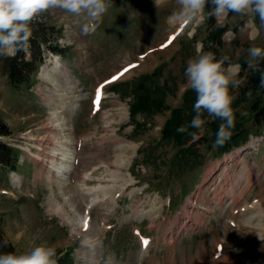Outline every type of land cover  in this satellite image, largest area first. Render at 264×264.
<instances>
[{"label": "rangeland", "instance_id": "1", "mask_svg": "<svg viewBox=\"0 0 264 264\" xmlns=\"http://www.w3.org/2000/svg\"><path fill=\"white\" fill-rule=\"evenodd\" d=\"M179 7L178 0L111 2L103 22L88 35L65 10L50 8L34 17L43 22L57 49H47L40 66L53 67L54 53L60 63L53 82L38 72L16 88L0 74V120L10 131L0 139L14 155L13 168L0 164V230L15 251L47 242L56 247L57 264H264V215L259 216L261 227L256 225L257 211H264V125L255 124L247 102L237 99L243 76L238 73L240 83L232 89V136H237L227 152L220 154L211 142L210 122L215 118L193 128L196 135L189 134L183 143L162 136L164 120L171 108L183 103L189 88L187 60L198 48L211 50L215 44L207 15L199 24L180 25L174 16ZM220 26L225 31L216 49L239 69L248 62L252 45L264 47V23L258 15L253 19L246 11L215 16L214 27ZM171 34L175 38L164 46ZM127 65L117 79L107 81ZM100 83L104 95L100 104L93 103ZM139 83L160 94L165 106L131 114V89ZM50 110L61 114L67 125L52 124L55 129L48 135ZM72 127L77 161L63 183L71 193L65 203L58 181L48 178L46 167L53 159L43 139L47 135L65 141L63 133ZM121 155L127 160L116 170ZM103 157L111 162L110 169L101 163ZM90 167L83 185L82 173ZM90 187L98 196L89 208V224L73 229L55 211V197L72 213L70 202H80L76 191L88 196ZM188 198L190 205L181 212ZM255 199L256 206H246ZM143 237L151 242L146 250Z\"/></svg>", "mask_w": 264, "mask_h": 264}, {"label": "clouds", "instance_id": "2", "mask_svg": "<svg viewBox=\"0 0 264 264\" xmlns=\"http://www.w3.org/2000/svg\"><path fill=\"white\" fill-rule=\"evenodd\" d=\"M112 0H0V55L26 49L32 34L30 21L38 13L59 8L78 18L84 35L94 32L103 22ZM179 10L174 13L185 25L199 24L207 16H227L228 13H252L264 23V0H178ZM206 4L212 5L206 10ZM248 63L254 67L264 59V47L252 45L248 49ZM239 65L228 55L212 50L197 49V54L187 60L184 69L188 87L195 91L192 105L195 115L181 124L176 131L189 132L201 129L209 118H220L213 147L227 142L235 128L232 106L235 89L239 85ZM260 85L264 86V71L260 72ZM247 94H250L247 93ZM195 136V132L189 133ZM0 264H57L56 247L47 242L34 245L27 251L0 252Z\"/></svg>", "mask_w": 264, "mask_h": 264}, {"label": "trees", "instance_id": "3", "mask_svg": "<svg viewBox=\"0 0 264 264\" xmlns=\"http://www.w3.org/2000/svg\"><path fill=\"white\" fill-rule=\"evenodd\" d=\"M120 1V0H112ZM212 5L206 4V10L210 9ZM237 13H228V15H233ZM215 18L214 16H208V25L212 28L209 32L210 38L215 42L211 46V50L214 51L217 56L219 50L216 49L221 44V34L224 31V27H214ZM43 22L33 19L30 21V26L32 28V34L29 37V43L26 49L16 50L13 54L0 55V74L4 75L7 81L13 87H20L29 83L35 74L38 64L42 60V56L47 49L56 51V47L51 45V39L47 35L48 31L43 26ZM51 31H55L51 28ZM54 35V34H53ZM53 37V36H52ZM50 41V42H49ZM247 62L241 63V68L239 74L243 76V82L239 86V92L237 99L240 101L247 102L249 109L252 113V119L255 124L264 125V86L260 85V72L264 71V59L260 61V64L256 67L249 65ZM155 74L152 72L151 76ZM141 87H144L142 90ZM134 100L130 103V113L135 114L138 112L146 111H156L160 110L165 106L162 97L156 91H153L150 86L140 83L135 85L134 89H131ZM250 94H247L249 93ZM183 103L180 106L171 108L170 115L166 118L163 123L161 132L165 139H174L179 143L184 142V138L189 135V132L180 133L176 129L179 125L189 122L190 114H194L192 105L195 101L196 94L195 91L190 87L185 91L183 96ZM184 109H186V114H184ZM189 112V113H188ZM221 123L220 118H215L214 121L210 122L211 128V142L215 140V133ZM190 129L189 131H191ZM10 131L7 129L4 122L0 120V136L9 135ZM237 136L233 135L231 138L225 142L222 146H217L220 151L229 150V141ZM220 152V153H221ZM182 157L185 158L184 149L182 150ZM12 148L2 139H0V164H5V166H12L11 162L13 159ZM15 251L13 244L5 239L0 230V252Z\"/></svg>", "mask_w": 264, "mask_h": 264}, {"label": "bare ground", "instance_id": "4", "mask_svg": "<svg viewBox=\"0 0 264 264\" xmlns=\"http://www.w3.org/2000/svg\"><path fill=\"white\" fill-rule=\"evenodd\" d=\"M179 23H180V25L183 24L181 21H178L177 24H179ZM53 56H55V58H52L50 60L51 61H54L55 62V65L53 67L49 68L45 64H43L41 66V69L39 70V75L42 78L43 77L50 78L52 82L55 80L54 79L55 78L54 76L56 75V67H58L57 65H59V63H60V61H59L60 60V56L57 55V54H53ZM58 107H60V106L59 105H56V108H58ZM49 113H50L49 121H50L51 125L48 124V128H46L47 129V132H48L47 133L48 135H49L51 129H55L53 125L60 126L61 128L66 127V125H67V123H66L65 119L63 118V116H61V114H59L58 112H56L54 110H50ZM65 129H67V128H65ZM63 135H64V137H67L65 139V141H63L62 138L61 139L60 138L54 139V137L47 136V135H44V139L43 140H44V142L46 144H49L48 151L50 153V157H52V159H53L52 161H50L49 166L46 167V169L48 168V173H47L48 174V178L50 180L51 179H56V181H58L57 183H58L59 187L62 188V190H61L62 192L61 193L63 195H65V199H64L65 201L64 202L67 203L69 201V199H71L70 198L71 197V195H70L71 193H69V189L66 188L67 185H64L63 183L65 182L64 181L65 178L67 176L68 177L71 176V173L75 169V165H76V161H77V157H76V151H77V149H75L74 146H73L74 145V142L76 140V138H74V136H73L74 135L73 127L71 128V131H69V134L63 133ZM127 146H129V145H127ZM124 148L125 147H121V149H120L121 152L124 150ZM132 148L134 149L135 148V145H132L131 144L130 145V150L131 151H132ZM51 151H53V153H51ZM125 158H124V155H121L115 161V163H116V170L119 169V166L121 165V163H123V165L125 164V161L127 160V159L125 160ZM101 163L106 164V167L108 169H110L111 162L105 160L104 157L101 160ZM93 167H95V165ZM93 167H90V168H88V169H86V170L83 171L82 176H81V179H80L81 184L87 185V179H88L87 173H89L91 175L92 172L89 169H91V168L93 169ZM45 170L43 171L44 173L46 172ZM13 176L15 178H17L18 180H21L20 177H18L17 174H13ZM112 176H113L114 179H116L118 177V174L115 173V174H112ZM119 176H120V174H119ZM60 183L63 184V185H60ZM126 184H127V182L125 181L124 185H126ZM202 189H203V186L199 187L198 192L202 193L203 192V191H201ZM92 190H93L92 187L87 188V192H89V195L88 196H86V194H84V193H81L79 191H76V195L80 199V202H79V200H77L78 202L76 204L70 202L69 208H71V211H73L72 213H70V211H68V209L65 206L64 202H59V200L55 197V199L57 200V202L54 203L55 208H56L55 211H57V213H60V214L65 215L66 216V221L69 222L72 225V228L73 229L76 226V227H78L76 230H83L85 228V223H84L85 220H87V225L89 224L88 218L91 215V212H90L89 208L96 201L97 196H98V195H96V193H93ZM198 192L196 194H198ZM232 192L233 191H229V193H230V199L232 200V202H236L237 201V197H235L234 194L232 195ZM199 196H201V195H199ZM190 202H191V200H190V198H188V202L186 203V205L183 206L181 212L187 211L188 206L190 205ZM256 202H259V199H255L252 202V204H248L246 206H249V207H251L252 205L254 206ZM242 205H244V204H242ZM257 207L258 208H261L263 206H262V204H258ZM189 208H191V206ZM244 209H246V208L243 206L242 207V210H244ZM249 211H250V209H247V212H249ZM197 212H199V211H197ZM190 213H191V211H190ZM242 214H245V213L242 212L241 215ZM260 215L261 216L264 215V211H260V212L257 211V216H256V221L257 222H256V225L259 226V227H261V223L258 221ZM250 216H255V214H250ZM87 230H88V232H91V231H89V230H91V227H89V229H87ZM146 241H147V239H146ZM150 244H151V242H147L146 243V248L144 250H146L149 247ZM219 253L220 252L218 251L216 253V255H219Z\"/></svg>", "mask_w": 264, "mask_h": 264}, {"label": "snow or ice", "instance_id": "5", "mask_svg": "<svg viewBox=\"0 0 264 264\" xmlns=\"http://www.w3.org/2000/svg\"><path fill=\"white\" fill-rule=\"evenodd\" d=\"M117 77L116 76H113L112 79L115 80ZM99 96H100V89L98 88L97 89V100L99 99ZM85 227H87V220H85Z\"/></svg>", "mask_w": 264, "mask_h": 264}]
</instances>
